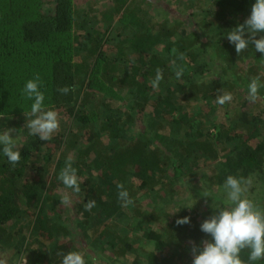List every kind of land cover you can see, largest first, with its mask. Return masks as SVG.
I'll list each match as a JSON object with an SVG mask.
<instances>
[{
  "label": "trees",
  "instance_id": "obj_1",
  "mask_svg": "<svg viewBox=\"0 0 264 264\" xmlns=\"http://www.w3.org/2000/svg\"><path fill=\"white\" fill-rule=\"evenodd\" d=\"M84 1L79 8L75 0H0V117L18 119L23 138L14 167L0 145V249H14L15 256L26 250L27 264H62L64 254L80 251L78 239L91 238L97 246L106 238L103 245L129 264H192L193 246L202 249L203 241L212 240L200 225L226 206L229 175L250 179L246 195L264 208V105L257 109L264 87L255 102L247 99L252 78L264 84V54L254 45L238 54L227 39L249 17L255 0H190L186 8L192 13L174 9V22L157 29L132 0H113L92 15L98 7ZM99 21L107 26L104 32L87 27ZM118 23L122 32L133 33H118ZM213 26L217 36L210 40L206 33ZM195 30L196 37L188 36ZM111 31H117L114 39ZM157 68L163 79L156 91L151 81ZM36 75L45 110H59L62 118L47 141L27 127L34 100L23 89ZM64 86L73 90L64 95L58 91ZM223 92L233 99L219 105L216 97ZM199 100L216 110L212 120L191 111ZM50 143L58 155L47 149ZM69 153L82 180L80 193L58 179ZM202 179L207 180L201 186ZM176 181L187 197L176 191ZM119 183L133 200L127 207L118 199ZM57 188L74 192L68 214L54 196ZM141 192L151 197L149 203L138 201ZM90 199L96 206L85 211ZM189 199L192 204L184 206ZM128 211L135 221L127 228L142 229L134 239L119 231ZM163 215L172 221L156 227ZM183 217L190 222L177 225ZM141 238L153 242L144 256ZM240 255L247 261L248 250Z\"/></svg>",
  "mask_w": 264,
  "mask_h": 264
},
{
  "label": "clouds",
  "instance_id": "obj_2",
  "mask_svg": "<svg viewBox=\"0 0 264 264\" xmlns=\"http://www.w3.org/2000/svg\"><path fill=\"white\" fill-rule=\"evenodd\" d=\"M258 33H264V0H255L251 6L249 17L242 23L233 28L228 34L229 43L235 45V51L239 54L246 50L249 45H254L256 51L264 54V35L256 38ZM247 34V36H246ZM176 50L173 49V52ZM264 57V55H262ZM180 54V59H183ZM179 78L183 74V69L176 71ZM163 79V70L156 69L155 78L151 81L152 87L158 88ZM42 81L39 75L34 79H29L23 89V93L28 99L34 100L31 104L29 113L31 118L27 127L29 134L38 136L40 140H51L55 132L59 131L58 112L48 109L45 110L43 102L44 93L40 90ZM264 84H261L259 77H254L248 85V97L251 102L258 98V92ZM70 89L64 86L58 89L64 95H67ZM233 95L230 92L216 97V103L224 105L230 102ZM15 129L7 128L0 132V145L3 146V154L13 167L21 160V153L16 140L10 135ZM73 159L69 157L65 166L61 169L58 179L66 188L72 189L75 193H80L82 180L77 175V169L73 166ZM251 184L250 179L243 177L237 178L229 175L223 185L227 192L226 206L220 208L215 215L204 220L200 228L212 237L211 241L202 242V249L193 246L192 264H250L264 259V208H261L252 199L246 195ZM118 199L122 202V207H127L133 203L127 189L123 183L117 184ZM71 203L68 194L62 196L60 204L67 206ZM96 206L94 199L88 200L84 204L85 211H91ZM189 217L177 219V225L187 224ZM248 250L247 261L241 258V252ZM84 253L80 251H71L63 255L62 264H86ZM22 264H27L25 257Z\"/></svg>",
  "mask_w": 264,
  "mask_h": 264
},
{
  "label": "rangeland",
  "instance_id": "obj_3",
  "mask_svg": "<svg viewBox=\"0 0 264 264\" xmlns=\"http://www.w3.org/2000/svg\"><path fill=\"white\" fill-rule=\"evenodd\" d=\"M46 1H48V0H46ZM189 1L190 0H132V4L135 6V9H136L137 13H139V15H140V13L143 14L145 12L146 16H147L146 20H148L151 23V25H152V27H154V29H157L158 24L159 25L164 24V25L169 26L174 22V17L172 18V14L173 15L175 14V13H173L174 9H176V11H177V13H179V15H181V13L186 14V15L192 13V9L188 10L186 8V5L190 3ZM83 2H85V1L84 0H75V5L78 6L79 8H81L84 5ZM87 3L89 5H94V6L98 7L94 12L91 13V15H92L94 13L95 14L100 13V11L104 10V8H107V6H108V8L111 7L113 0H88ZM129 9H131V6H129ZM193 10L196 12V9L193 8ZM180 11H181V13H180ZM200 17H201V19H204L203 14H201ZM116 19H117V17L115 18V21H116ZM187 20L188 19L185 20V18H183L181 21L184 23ZM116 26H114V27H115V29H117L118 33L121 32L123 35H125V34L129 35V34L133 33V30H125V32H122L123 28L121 27V25L119 23ZM87 27H89L91 30L95 29V30H99L101 32H104L107 29L106 24H104V23L102 24L100 21L98 23H89V24H87ZM203 27H204V25L201 28H203ZM205 29H207V28H205ZM117 31H114V32L111 31L109 33L110 37H112L114 39L115 33ZM188 33H189L188 36L193 37V38L199 34L198 30L188 32ZM206 34L210 37V40L215 39L217 36V32L215 31L214 26L211 28L210 31H207ZM107 48H108V46H107ZM262 62L264 63V60ZM155 90L157 91L158 88H155ZM263 103L264 102L262 100L259 101L260 106L257 107L259 112H260V110L262 111V109H263V105H264ZM253 107H255V106H253ZM209 108L214 109L212 107V104L205 102V100H199V101L193 102V105L191 107V111H202L204 113V115L209 118V119H206V118H204V119L206 121H210V120H212V118L215 117V113H216L215 111L216 110L214 109V110L208 111ZM55 111L59 112V110H55ZM255 112H256V108H255ZM61 119L59 117V121ZM17 121H18V119H16L15 117H6V116L0 117V132L4 131L7 128L15 129V131L12 132L10 135L16 140L17 145L19 147V145L22 144V142H23V138L21 136V133L18 132V130H17V127H16ZM133 128H135V126ZM185 130H186L185 127L181 128L177 134L178 137L184 138L186 136ZM55 147L56 146L53 143H50V144H48L47 149L49 151L56 152L55 155H58L60 153V150L55 148ZM71 156H72V154L69 153L68 158ZM216 167H215V169L217 170ZM205 173H209V172H205ZM27 176L30 177V176H32V174H29ZM205 176H208V175H205ZM205 180H207V179H202L200 181L201 186H202V182H204ZM132 181H134L135 184H137L139 182L135 178H132ZM176 183H177V187H176L177 190L176 191L180 190L182 192V190H183L185 197H187L188 194H187L184 186H182V183H178L176 181L174 185H176ZM261 189L263 190L264 188H261ZM65 194L69 195L70 200L72 202V199H73L72 195H74V192L71 190H65L64 188L63 189L57 188L55 190L54 196L57 197L59 200H61L62 196ZM158 195H161V194L158 193ZM136 198L138 199V201L142 205L149 203V201L151 199V197L142 194V192L140 194H138ZM159 198H162V197L159 196ZM190 204H192V200L189 199V200H187V203L184 204V206H187ZM70 206H71V203L67 206L59 204V207L67 209V212H66L67 214L69 213V211H71ZM133 206L134 205H132L131 207H133ZM146 210H149V209L146 208ZM166 211L170 217H172V215L174 214L172 207L166 208ZM130 214H132V213L130 211H128V213H127L128 217L124 218V220H122V222H120L118 224H119V227L121 228V230H119L121 233L129 236V238H133L136 234L138 236L141 235L142 229H140L139 231H136L137 229L133 230L132 228L131 229L127 228V222H129V223L131 222V225H132V222L135 221L133 219V215L131 217L129 216ZM64 220H65V223L72 229L70 219L64 218ZM171 221L172 220L170 218H168L167 216H164L162 218L161 222H157L154 225L156 227H165V225H168ZM112 229H114V227H112ZM24 234L28 237L27 230H24ZM91 241H92L91 238H87L86 240L82 239L81 241L78 239L76 242L77 247L79 244L78 248L80 249V252H83L85 254L84 256H86L88 254V258H86V259L89 262V264H129L128 263L129 258H123V257H118L116 255H112L111 249L106 248L103 245V244H105L106 238L101 239L100 243L97 246L93 245V243ZM137 243L142 249H144V253L141 254L142 256H144L145 251H151L153 249V242L147 241L144 238H141L140 240H138ZM103 247H105V248H103ZM90 255L94 256L95 259L91 258ZM28 256H29V253L26 250L23 251V253H21L19 256H15L14 249H6V250L0 249V264H22L24 257H25V260L27 262ZM131 257L132 256H130V258ZM89 258H90V261H89Z\"/></svg>",
  "mask_w": 264,
  "mask_h": 264
}]
</instances>
